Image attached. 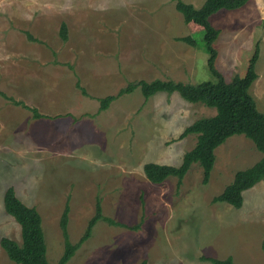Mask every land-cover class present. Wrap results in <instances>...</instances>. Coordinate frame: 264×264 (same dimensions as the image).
Masks as SVG:
<instances>
[{"label":"rangeland","instance_id":"rangeland-1","mask_svg":"<svg viewBox=\"0 0 264 264\" xmlns=\"http://www.w3.org/2000/svg\"><path fill=\"white\" fill-rule=\"evenodd\" d=\"M199 8L205 0H181ZM175 0H0V240L21 242L20 226L3 207L12 187L41 217L49 264L64 252L59 222L68 205L67 234L76 244L94 216L91 237L66 264H264V181L243 193L235 209L213 203L239 170L261 153L242 135L216 148L206 184L193 164L180 185L149 182L146 163L177 167L196 143L183 130L212 108L137 89L99 112V99L127 84L154 80L215 82L207 67L203 32L191 33ZM220 35L214 47L226 80L242 77L259 45V80L249 92L264 114V0L209 18ZM65 24L67 39L60 36ZM190 36L191 47L175 38ZM80 89H84L82 93ZM46 118L33 119L23 107ZM0 264H15L0 247Z\"/></svg>","mask_w":264,"mask_h":264},{"label":"trees","instance_id":"trees-1","mask_svg":"<svg viewBox=\"0 0 264 264\" xmlns=\"http://www.w3.org/2000/svg\"><path fill=\"white\" fill-rule=\"evenodd\" d=\"M175 1V10L182 15L186 28L191 33L203 32L204 52L208 57L207 67L215 78V82L204 81L195 85L162 80L132 82L120 89L116 95L99 99V112L106 111L118 98L129 95L137 89L145 101L157 93L163 92L168 95L176 93L186 102L199 103L207 108L215 109L214 116L196 120L186 127L179 136V139H183L189 135H196L195 146L183 155L179 166L146 163L143 166V173L146 179L153 184H161L169 177H173L180 185L190 167L193 164H198L202 169V181L206 184L215 163L214 151L216 148L228 138L242 135L254 144L256 150L261 153V158L251 167L237 171L231 183L212 200L213 203H226L235 209H240L243 205V193L264 181V114L256 110V103L249 92L258 77L255 65L258 60L259 45L255 44L244 75L226 80L216 66L218 52L214 44L220 32L212 27L209 18L220 10H236L246 4L248 0H205L199 8L181 0ZM66 29L65 24H62L60 36L63 40L67 39ZM175 41L196 47L195 40L190 36L175 38ZM80 90L85 93L84 89ZM0 96L12 101L14 105L21 104L13 99H8L1 92ZM23 107L31 112L33 119L46 118L39 114L35 108L24 105ZM2 201L6 214L18 223L21 233L19 244L8 238L0 240V247L8 259L15 264H49L46 258V243L41 217L37 210L23 204L12 187L7 188ZM67 206L66 204L59 222L64 252L57 264H66L72 258L81 244L91 237L92 229L98 221H103L113 227L130 228L104 217L98 200L94 216L89 220L84 235L76 244H72L67 234L69 210ZM137 227L130 229L136 230ZM261 249L264 253V238L261 242ZM201 260L211 264H235L231 257L222 260L203 257ZM139 264L147 263L142 261Z\"/></svg>","mask_w":264,"mask_h":264},{"label":"crops","instance_id":"crops-1","mask_svg":"<svg viewBox=\"0 0 264 264\" xmlns=\"http://www.w3.org/2000/svg\"><path fill=\"white\" fill-rule=\"evenodd\" d=\"M263 42H264V41H263ZM257 76H258V75H257ZM257 80H259V76L257 77L256 82H257ZM256 82H255V83H256ZM255 83H254V84H255Z\"/></svg>","mask_w":264,"mask_h":264}]
</instances>
